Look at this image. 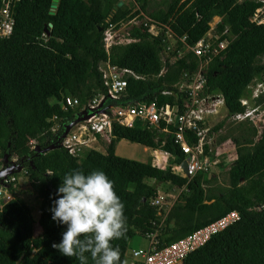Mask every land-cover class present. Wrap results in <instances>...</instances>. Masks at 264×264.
Masks as SVG:
<instances>
[{
    "label": "trees",
    "instance_id": "trees-1",
    "mask_svg": "<svg viewBox=\"0 0 264 264\" xmlns=\"http://www.w3.org/2000/svg\"><path fill=\"white\" fill-rule=\"evenodd\" d=\"M51 1L17 0L12 30L0 38V155L5 153L7 160L14 158L21 164L25 174H12L26 176L38 207L34 219L13 186H8L11 198L0 209V264H79L75 257L64 256L51 247L53 242L61 241L66 225L53 221L49 211L62 178L77 169L85 174L103 170L114 181L127 218L125 236L111 242L120 249V264L130 257L133 248L128 250V243L134 235L145 239V233L154 231L152 221L159 226L157 235L166 244L229 210H236L238 219L212 233L178 264H262L264 122L259 134L249 120L226 122L230 124L216 142L230 140L235 157L228 164L215 163L224 174L221 181L213 172V165L190 177L171 172L170 165L184 158L174 142V122L161 121L158 128L139 121L132 126L112 122L104 152L86 148L73 155L58 142L42 153L32 148L54 144L74 112L84 107L94 93L104 90L98 66L105 61L140 76H124L125 86L118 102L167 103L180 113L186 96L178 84L183 73L192 74L197 69L199 60L190 51L177 57L176 50L200 38L213 16L221 18L215 25L218 33L224 28L228 30L220 39L230 35L233 38L207 61L203 70L204 90L220 93L228 114L243 111L238 98L248 96V85L264 83V24L250 21L261 1L132 0L137 9L127 17L125 12L121 13L119 18H129L140 11L155 21L160 30L153 36L142 23L131 25L127 31L136 40L111 45L107 51L103 48L102 20L110 0H57L49 13ZM166 28L174 39L170 50H165ZM65 96L75 97L76 105L62 106ZM254 100L263 108L264 91ZM224 120L220 119L209 131L219 129ZM54 125L56 128L51 131ZM162 126H167L168 131H161ZM120 139L167 152V165L159 168L115 154L114 145ZM184 139L192 145L197 137L185 130ZM203 149L207 152L206 144ZM160 182L178 190L165 212L161 206L150 203ZM175 231L182 232L171 234ZM86 255L88 264H93L90 254Z\"/></svg>",
    "mask_w": 264,
    "mask_h": 264
},
{
    "label": "built area",
    "instance_id": "built-area-1",
    "mask_svg": "<svg viewBox=\"0 0 264 264\" xmlns=\"http://www.w3.org/2000/svg\"><path fill=\"white\" fill-rule=\"evenodd\" d=\"M17 0H0V38L10 34L13 25V10L14 4ZM261 4L254 8L250 21L256 24H264V0H260ZM137 7L134 9V11ZM132 11V12H134ZM130 15V13L128 14ZM127 17V16H125ZM216 19L211 18L208 22V28L205 33L198 38L192 45L183 44L180 49L176 50V56L179 57L186 51H190L198 60V67L192 74L183 73V79L178 84V89L185 93L183 101V110L177 113L173 105L167 103L156 105L154 102H137L125 101L118 102L119 93L125 86L126 75H131L133 78H140L139 75L126 67H118L114 64L105 61L98 66V71L104 86L103 91H97L87 101L86 105L78 111L85 109L86 113H91L86 119L75 122L64 134L60 137L58 143L64 147L69 153L76 155L86 148L96 149L93 145L97 143V137L102 141H109L111 133V123L115 122L124 126H132L135 121L144 126H151L158 128L162 121L166 124L175 123L174 142L179 145V148L184 156L185 171L181 167V162L170 165L172 173L181 177H190L196 173L207 171L208 168L215 164L209 153L212 151L207 148V152L203 149V144H206V138L216 135L222 126L216 131L210 132L204 124V118L208 115L216 114L221 108L224 109V121H238L249 120L256 128L257 134L260 132L261 124L256 125V120L252 117L256 113L263 112L260 104H254L255 98L264 91L263 83L255 82L248 85V96L238 98L240 105L244 106L243 111L228 114L224 107L223 97L220 93H207L204 90L205 77L203 74L204 67L211 56L218 54L228 43L233 35L229 38H221L220 35L227 33V28H224L220 33L215 30V25L221 22V18L216 16ZM142 23L146 26L149 34L155 36L160 30L158 24L142 14L140 11L134 13L124 22L119 18L118 22L111 23L103 30V48L105 51L111 45L122 44L135 41L128 33V28L131 25H138ZM120 27H115L116 25ZM123 28V29H122ZM165 32V50H170L173 47L174 39L168 28ZM183 43V37L179 38ZM163 71V68L160 70ZM167 93V91H162ZM252 103L250 104L249 102ZM62 103V102H61ZM77 103L75 97L65 96L62 106L74 107ZM261 110H260V109ZM77 111V112H78ZM76 112H74L75 115ZM53 119L55 116L52 117ZM56 125L50 128L54 131ZM161 131L167 132V126H162ZM192 131L197 137L196 143L189 145L184 139V131ZM31 145L34 144L30 141ZM165 157L168 153L163 151ZM155 159V158H154ZM151 165L162 168L155 163ZM11 160H15L11 158ZM1 167V155H0ZM22 174H25L24 169H20ZM17 181L15 174H8L1 178L0 181V209L11 198L8 192V186H14ZM165 197L160 193H156L150 199L152 205L163 209L165 204ZM167 210L170 203H167ZM238 219V212L236 210H229L220 217L200 226L184 232L183 235L169 243L163 244V238L157 235L159 226L154 221V231H149L144 234L147 241L145 247H137L130 250L129 264H178L185 255L193 249L202 245L208 237L227 225ZM159 237V238H158ZM161 241V242H160ZM162 243V244H161ZM161 244V245H160Z\"/></svg>",
    "mask_w": 264,
    "mask_h": 264
},
{
    "label": "clouds",
    "instance_id": "clouds-1",
    "mask_svg": "<svg viewBox=\"0 0 264 264\" xmlns=\"http://www.w3.org/2000/svg\"><path fill=\"white\" fill-rule=\"evenodd\" d=\"M49 211L52 220L66 225L59 243L51 247L62 255L88 264H120L121 253L112 241L125 236L127 218L114 181L103 170L85 174L72 170L64 175Z\"/></svg>",
    "mask_w": 264,
    "mask_h": 264
},
{
    "label": "rangeland",
    "instance_id": "rangeland-1",
    "mask_svg": "<svg viewBox=\"0 0 264 264\" xmlns=\"http://www.w3.org/2000/svg\"><path fill=\"white\" fill-rule=\"evenodd\" d=\"M155 1H159V0H155ZM134 6L135 5L130 0L129 9L131 10ZM151 6L152 5H150L148 7V9H150ZM107 12H108L107 13L108 15H106L102 20V25H103L104 29L107 28L109 26V24L116 23V21L118 22L120 14L122 13L121 10L118 11L117 13L112 12V10H110L109 6H108ZM216 18H217L216 16H213L212 20L216 19ZM126 19L127 18L122 19V22H124ZM120 26L121 25L119 24V26L116 25L115 27L117 28ZM163 34H164V36L166 35L165 32H163ZM262 85L264 86V83ZM50 102H51V100H50ZM249 103L251 104L252 101ZM224 112H225L224 109L221 108L216 114L208 115L207 117H205L204 118L205 126L208 129H210L214 124H216L218 121H220V119H224L223 118ZM252 118L254 120H256V122H255L256 125L261 124L262 123L261 121L264 120V113L263 112L256 113L255 115H253ZM229 124L230 123H226V121H224V125L222 126L221 130L219 132H217L216 135H213L212 137L206 138L207 140L205 143L207 145V148H209L212 151V159L215 163H218L221 161L222 163L228 164L235 157L234 146L230 140H225V141H221L218 143L216 142L217 137L224 134V132L226 131L227 125H229ZM120 141L115 143L117 155L127 157V158H131V159H135V160H139V161H143V160H145V158L148 159V157H149L148 155L150 154V152L148 150L142 151L141 145L133 143V142H129V141L124 140V139H122L123 142L120 143ZM108 142L109 141H107V140L102 141L100 137H97V143L94 144L93 146L97 150L104 152V148L108 144ZM150 150H153V149L150 148ZM157 150H160V149H157ZM156 153H158V152H156ZM150 157H152V156H150ZM148 161H149V159H148ZM166 163H167V156H166ZM214 165L215 164H213V172L215 173V175L218 176V179H220V181H221L224 178V174L222 172H220L218 170V168ZM145 181L147 183H153L152 179H146ZM13 191L15 194H17L18 196H20L24 200L26 205L30 208L33 218L36 219L38 216L37 198L35 197L34 191L30 187L29 181L27 180L26 176H22V175L17 176V181H16L15 185L13 186ZM156 191L158 193L164 195V197L166 199L165 204L162 206L163 209H165L167 207L166 206L167 203L171 202L173 200L174 196H176V193L178 192L177 189L172 188V185H170L167 182L157 183L156 184ZM145 245H146L145 239H143L141 236L134 235L128 243V250L130 248H133V247H145ZM260 263L264 264V259L261 260Z\"/></svg>",
    "mask_w": 264,
    "mask_h": 264
},
{
    "label": "water",
    "instance_id": "water-1",
    "mask_svg": "<svg viewBox=\"0 0 264 264\" xmlns=\"http://www.w3.org/2000/svg\"><path fill=\"white\" fill-rule=\"evenodd\" d=\"M57 0H52L50 3V10L49 13H52L54 8L56 7ZM50 26V24H49ZM44 32L47 33V30L44 28ZM95 111H92L91 113H86L85 109L78 111L75 113L74 117L65 125H63V130L61 131L59 137L64 136V134L67 132V130L75 123L80 120L86 119L90 114H92ZM59 139H56L54 144H49L48 146L40 149L38 145H34L32 148L34 151H37L39 153H42L46 150H50L55 147ZM181 167L183 168V171H185V160L181 161ZM21 169V164L18 163L17 160H7V155L4 153L1 156V167H0V181L2 177H5L6 175L10 173L19 172Z\"/></svg>",
    "mask_w": 264,
    "mask_h": 264
},
{
    "label": "crops",
    "instance_id": "crops-1",
    "mask_svg": "<svg viewBox=\"0 0 264 264\" xmlns=\"http://www.w3.org/2000/svg\"><path fill=\"white\" fill-rule=\"evenodd\" d=\"M132 1V0H131ZM129 2H130V0H110V5H109V7H110V10H112V12H114V13H117L118 11H120L121 10V12L122 13H126L125 15L127 16L129 13L131 14V13H133L132 11H134V9L136 8V6H134L131 10L129 9ZM133 2V1H132ZM134 4V3H133ZM108 13V12H107ZM106 13V15H108ZM105 15V16H106ZM122 19H124V18H122ZM121 140V141H120ZM120 140H118V141H120V143L121 142H123L122 141V139H120ZM125 140V139H124ZM117 141V142H118ZM116 142V143H117ZM137 144V143H136ZM140 145V144H139ZM141 149H142V151H145V150H148L149 152H150V154L147 156L148 157V159H149V161H148V159H146L145 158V160H143V162H149L150 164H152V162H153V159L155 160V163L156 164H158L159 166H164L165 165V163H166V157H165V154L163 153V151L162 150H157V149H153V150H150V147H146V146H143V145H141ZM152 149V148H151ZM156 152H158V153H156ZM114 153L116 154L117 152H116V148H115V145H114ZM150 156H152V157H150ZM174 198H175V196H174ZM173 198V199H174ZM173 201V200H172ZM172 201L171 202H169L170 204L172 203ZM182 231H175V232H172L171 234H174V235H177L178 233H181ZM133 248H136V247H133ZM125 264H129V258H127V260H126V262H125Z\"/></svg>",
    "mask_w": 264,
    "mask_h": 264
}]
</instances>
